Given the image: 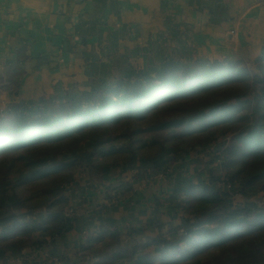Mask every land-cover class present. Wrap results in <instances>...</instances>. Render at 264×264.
<instances>
[{
  "label": "trees",
  "instance_id": "obj_1",
  "mask_svg": "<svg viewBox=\"0 0 264 264\" xmlns=\"http://www.w3.org/2000/svg\"><path fill=\"white\" fill-rule=\"evenodd\" d=\"M187 64L169 61L153 73L136 74L134 80L101 83L78 96L14 105L0 116V123L12 115L14 119L0 125V156L16 150L29 154L21 157L23 164L16 160L22 165L19 173L14 161L6 171L0 170V259L26 245L15 239L24 223L30 227L23 229L27 236L33 231L56 238L77 229L75 214L65 216L70 201L63 192L80 170L100 172L104 181L117 168L125 170L138 162L149 174L168 175L166 161L179 145L205 148L222 131L232 133L222 154L227 161L223 169L229 174L237 164L247 166L238 171L244 177L239 182L236 173L224 181L216 179L217 189L204 180L196 184L188 180L191 184L183 188L179 176L173 178L176 188L166 213L171 219H176L180 210L184 215L178 230L175 225L170 228L176 244L160 234L144 248L152 247L159 264H187L216 249L232 254L230 264H264V249L260 247L264 209L248 205L235 208L233 204L234 195L243 193L241 186L264 182V50L255 60L261 78L251 76L240 61ZM240 88L245 91L236 93ZM164 108L181 117L126 130L132 120L145 122ZM200 119V125L193 126ZM185 125L187 128L178 134H160ZM145 133L154 136L142 138ZM251 165L252 171L248 170ZM14 173L17 176L11 178ZM179 188L182 196L190 198L189 206L181 207L176 201ZM215 205L220 206V214L213 210ZM38 211L40 220H31ZM99 222L101 232L90 238L89 244L101 242L108 227L117 224L113 218L100 217ZM114 231L118 235L116 228ZM131 231L140 232L141 228ZM118 254L124 257L125 249L118 248L114 255Z\"/></svg>",
  "mask_w": 264,
  "mask_h": 264
},
{
  "label": "crops",
  "instance_id": "obj_2",
  "mask_svg": "<svg viewBox=\"0 0 264 264\" xmlns=\"http://www.w3.org/2000/svg\"><path fill=\"white\" fill-rule=\"evenodd\" d=\"M263 50L264 0H0V116L169 61Z\"/></svg>",
  "mask_w": 264,
  "mask_h": 264
},
{
  "label": "rangeland",
  "instance_id": "obj_3",
  "mask_svg": "<svg viewBox=\"0 0 264 264\" xmlns=\"http://www.w3.org/2000/svg\"><path fill=\"white\" fill-rule=\"evenodd\" d=\"M261 53L254 56L243 55L235 59L210 60L204 56H197L194 63H211L216 60L240 61L242 66L248 67L251 76L256 75L261 78L260 67L257 68L255 64V60L261 56ZM178 62L188 65L181 60ZM236 91V93H243L245 90L244 88H240ZM47 105L49 106V103ZM12 116L4 118L0 125L12 122L14 120ZM179 116L181 117V115L172 113L167 108H164L156 116L149 117L145 122L139 123L132 120L125 128L128 131H132L137 127H149L153 123L167 122L174 118H179ZM201 121V119L196 120L193 122V126H199ZM184 128H187L186 125L180 127L178 130L171 129L160 134L168 136L174 133L178 134V132H181L179 130ZM231 134L229 132L227 134H224L222 131L218 132L216 138L205 148L196 147L195 145H179L180 147L175 150V154L166 161L168 175L160 172L149 174L145 172L144 166L138 162L131 164L125 170L117 168L104 181L101 180L102 173L100 172L89 173L88 170H80L75 175L73 182L65 186L63 192L70 201L65 216L70 217L75 214L74 216L78 221L77 229L75 228L71 232L56 238L42 235L41 233H32L33 231L27 236V230L23 231V229L26 227V229L29 228L28 230H30V227L29 224L24 223L25 225L15 233V239L22 240L26 245L20 252L15 251L19 254L14 252L13 254L7 253L5 258L0 259V264H159L153 258L155 253H153L152 247L146 249L144 246L151 239L159 237L160 234L168 237L169 241L173 243L170 228L173 225L177 228L176 230L180 228L182 223L180 218L184 216L182 211H177L179 216L176 219H171L166 213V206L170 202V199L173 201L171 195L176 188L175 183L172 182L173 178L179 176L180 179L178 181L182 182L183 188L191 184L188 180H191L194 184L198 183L199 180H204L210 185V188L217 189L216 179L224 181L235 173L238 182L244 177V173H239L238 171L246 170L247 166L243 167L241 164H237L235 167L237 169L235 171L232 169L233 172L229 174H226L223 169L227 161L223 160L222 154L230 143ZM149 136L152 137L154 134L145 133L142 135V138H148ZM107 146L110 147L111 145ZM23 155L28 156L29 154L26 151L16 150L12 154L1 155L0 170L6 171L7 165L12 164L14 161L18 164L16 169H18L19 173L22 166L19 163L23 164V160L21 159ZM256 167V165L253 166V168ZM248 170L252 171V165ZM16 176L17 173H14L11 178H15ZM263 184L264 182L255 183L248 188L241 186L240 188L243 193H241V196L239 193L234 195V207L242 208L248 205L264 209ZM221 185L226 190H229V187L224 185V183ZM102 187H104L101 193L102 196L99 197L98 191ZM90 188L93 191H89ZM182 190L179 188L176 191L178 196L176 201L180 202L181 207H186L190 205V198L182 196ZM231 194H234V191L231 190ZM134 199L139 202L136 203ZM214 200L216 201V198ZM217 206L215 205L213 210L220 214V206L218 208ZM254 214L255 211L250 212L247 217L251 218ZM100 217L116 219L117 224L115 228L118 230V235L114 231V226H110L104 233L101 242L89 244L88 240L95 235L98 236L101 232L98 230ZM33 219L40 220L39 211L31 216V220ZM168 223L171 224L167 225ZM137 228H141V231L135 233L131 231ZM261 242L260 247L264 249V238ZM173 244H176V242ZM133 247L138 248L135 251ZM118 248L125 249L126 255L124 257H119V254L114 255V252ZM133 251H135L134 256L131 254ZM149 252L152 254L151 257L148 256ZM230 255L232 254L216 249L198 260L187 264H230L228 262V258L231 257Z\"/></svg>",
  "mask_w": 264,
  "mask_h": 264
}]
</instances>
